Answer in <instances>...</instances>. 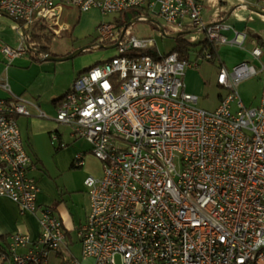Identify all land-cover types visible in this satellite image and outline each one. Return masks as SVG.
I'll list each match as a JSON object with an SVG mask.
<instances>
[{
  "label": "built area",
  "instance_id": "built-area-1",
  "mask_svg": "<svg viewBox=\"0 0 264 264\" xmlns=\"http://www.w3.org/2000/svg\"><path fill=\"white\" fill-rule=\"evenodd\" d=\"M68 7L104 15L141 9L146 15L139 20L156 15L177 32L205 33L215 47L241 48L246 39L230 25H205L196 0H0V16L22 32L16 49L2 47L3 56L11 61L28 53L25 33L60 36L66 29L59 19ZM255 7L264 13L263 3ZM104 28L100 36L106 41L114 25ZM155 45L152 38L131 35L118 40L116 54L80 73L56 107V123L70 126L101 164V176L84 181L89 212L76 231L82 260L264 264V65L220 67L216 84L226 95L209 111L198 107V97L183 83L197 61L165 55ZM260 53L258 47L251 51L256 59ZM202 57L212 59L208 50ZM258 74L259 103L246 107L237 88ZM28 116L20 97L0 98V197L21 213H39L38 238L11 237L8 249L0 250V263L48 264L68 236L52 207L37 204L39 187L29 174L35 166L17 124ZM56 142L51 135V145ZM73 164L81 167L83 155H75ZM28 245L27 253L16 252Z\"/></svg>",
  "mask_w": 264,
  "mask_h": 264
},
{
  "label": "crops",
  "instance_id": "crops-1",
  "mask_svg": "<svg viewBox=\"0 0 264 264\" xmlns=\"http://www.w3.org/2000/svg\"><path fill=\"white\" fill-rule=\"evenodd\" d=\"M196 1L202 4L201 18L205 25L224 23L236 31L246 34L241 48L229 44L217 46L220 48L218 49L219 56H221L220 67L230 70L243 62L255 64V67L264 65V13L256 9L255 0ZM15 32L20 44L22 32L18 27ZM226 36L231 39L233 34L229 32L226 33ZM14 42L16 41L13 36L9 35V32L0 29V98L9 99L16 96L26 102L30 116L19 117L17 124L23 147L35 166V169L31 170L29 174L37 181L39 187L36 201L40 208L52 207L70 236L71 232H76L86 222L89 200L86 196L88 209L85 215H77L75 211L78 206L76 205L80 202V198L74 197L72 194L76 193L78 189L69 188L65 184L57 182V178L74 166L73 160L77 154L83 155L81 169L84 174H90L97 178L102 174L99 161L89 153V144L82 138L74 136L71 127L67 129V125H59L55 121L56 107L59 101L70 91L74 81L82 72L76 68L75 63L72 64V70L67 71L59 65V62L43 61L44 57H40L38 62L34 60L35 52L8 61L2 54V47L4 45L12 46ZM257 47L260 48L261 53L256 59L251 55V51ZM233 49L242 52L237 59L230 60L227 56H223L225 52L232 53ZM70 52L61 54L52 52L51 54L54 55L53 57H62L69 55ZM197 68L198 66L187 69L183 77L185 91L196 96L203 87ZM253 78L258 79L257 94L247 105L241 99L246 107L256 106L261 96L262 74ZM3 85H6L7 89L3 88ZM222 90L224 94L218 96V105L221 98L226 95V90ZM40 112L45 117H40ZM51 135H56L58 148L51 147ZM60 145L63 147L59 148ZM49 160L54 162L56 169L51 171L48 166ZM70 194L71 197H69ZM38 218V212L36 214L21 213L17 205L10 199L0 197V239L9 241L15 235H26L34 242L39 236ZM29 247L28 245L27 248H18L16 252L25 254ZM4 263L5 261L0 264ZM8 263L10 264V262Z\"/></svg>",
  "mask_w": 264,
  "mask_h": 264
},
{
  "label": "rangeland",
  "instance_id": "rangeland-1",
  "mask_svg": "<svg viewBox=\"0 0 264 264\" xmlns=\"http://www.w3.org/2000/svg\"><path fill=\"white\" fill-rule=\"evenodd\" d=\"M136 18L137 16H135V14L130 10H127L125 14L104 15L98 10L79 12L77 9L72 7L64 8L59 19V24L65 26L66 30L60 36H52V41L49 46L50 52L61 54L63 52L71 51V54L84 47H89L74 58L59 62V65L65 68L67 71H71L72 64L75 63L76 68L81 72H84L94 65L110 59L116 54L115 48H105L107 46H104L100 43L102 41L100 30H105V26H116L120 22L129 25L127 33L131 36H134L138 39H154L156 43L155 48L160 53L167 54L171 51V49L174 47V39H172L170 35L177 33L173 26L166 24L156 15L149 16V20H151L150 22L145 20H136ZM16 26L17 25L12 20L5 16H0V29L9 32V35L13 36V39L16 41L14 42V45H8L13 49H16L19 46L15 35V29L17 28ZM155 26L158 28H155ZM159 27H162L165 30V34L161 32ZM111 33L115 36L117 34V30L113 29ZM206 38L207 37L205 33L196 30H191L185 35V39H187V41H189L192 45H196L193 46L192 50L197 53L201 51L203 46L200 45V42ZM114 39V37L109 38V40H113V45ZM97 46L103 47L98 48ZM218 49L220 48H213L214 55L212 61H208L202 57L203 53L207 50H204L200 56L194 52L189 54L190 61H197V69H199L201 82L203 84L201 92L197 95L198 107L209 111L216 108L219 102L218 96L220 94H224V91L217 87L216 83H214V81H216L217 72L221 66V56H219L220 54ZM241 53L242 52L240 50L233 49L232 53H230V51L228 53L225 52L223 53V56H227L228 59L232 60L237 59ZM248 64L253 66L255 65L250 63ZM257 87V78H250L240 83L238 87V93L245 105H247L253 99V97L256 96ZM68 128L70 129V126H67V129ZM51 147L58 148V143L56 142V145H51ZM99 165L101 169V164L99 163ZM48 166L51 168V171L52 169H56L52 160H49ZM88 177H92V175L84 174L81 167L73 166L70 170H68L67 173L62 174L57 178V182L59 181V183L65 184L69 188L78 189L76 193L72 194V196L80 198V202L78 205H76L78 208L75 207V213L79 216H84L86 210L88 209L86 198V196L88 197L87 188L84 185V181ZM52 181L54 182V180ZM69 197H71V194ZM56 254L53 253L50 255L48 258V264H59L62 259L67 260L71 264H92V260H82L81 244L76 236V232H71L70 236L67 237L65 244ZM4 264L9 263L5 262Z\"/></svg>",
  "mask_w": 264,
  "mask_h": 264
},
{
  "label": "trees",
  "instance_id": "trees-1",
  "mask_svg": "<svg viewBox=\"0 0 264 264\" xmlns=\"http://www.w3.org/2000/svg\"><path fill=\"white\" fill-rule=\"evenodd\" d=\"M255 1L257 3H263L264 4V0H255ZM129 10L132 11L135 14V16H137L136 20H139L140 17L146 15V13L141 9H135L134 8V9H129ZM125 13H126V11H124L122 14H125ZM150 21L151 20H149V22ZM128 28H129V25H126V23H123V22H120L116 26H114V29L117 30V34L115 36L113 34V37L115 38L114 39V45L117 43L118 40L120 42H124L125 40H127V38L130 36V34L127 33ZM155 28H158V27L155 26ZM159 28H161V27H159ZM124 29H126V30L123 32ZM162 31L165 34V30L162 29ZM188 31L189 30H184V31L180 32V33H184V35H180L174 39V47L167 54H171V53L176 52L181 59H189V56H190L189 54L191 52H195L194 50H192V48H193V46H196V45H192L189 41H187V39H185V35ZM24 36L28 42L27 52L28 53L35 52L36 58L34 60L39 62L40 57L52 55L50 52V48H49L51 41H52V35L35 36L34 33L31 32V33H25ZM100 43L103 44L104 46H107V47L113 46V40H106V41L102 40ZM200 45H203V46H202L201 51L198 53L201 54L204 50H208L212 56V59L208 60V61H212L213 55H214L213 48L215 46L213 47L212 44L208 43L207 39L201 41ZM99 47H101V46H99ZM147 53L155 57V51L154 50L148 51ZM52 56H54V55H52ZM0 240H1L0 250H7L9 241L4 240V239H0ZM58 257H59V254H58ZM59 264H71V263L68 262L67 260L62 259Z\"/></svg>",
  "mask_w": 264,
  "mask_h": 264
},
{
  "label": "water",
  "instance_id": "water-1",
  "mask_svg": "<svg viewBox=\"0 0 264 264\" xmlns=\"http://www.w3.org/2000/svg\"><path fill=\"white\" fill-rule=\"evenodd\" d=\"M126 29L123 30V32L125 31ZM161 32L164 34V32L161 30ZM180 35H184V33H175L173 35H170V37L172 39H175L176 37L180 36ZM103 46L99 47V48H102ZM115 45L111 46V47H105V48H114ZM89 47H84L78 51H75L74 53H71L67 56H62V57H53V56H50V55H47L45 56L42 60L43 61H53V62H62V61H67V60H70L72 58H74L75 56H77L78 54H80L81 52H84L86 49H88Z\"/></svg>",
  "mask_w": 264,
  "mask_h": 264
},
{
  "label": "flooded vegetation",
  "instance_id": "flooded-vegetation-1",
  "mask_svg": "<svg viewBox=\"0 0 264 264\" xmlns=\"http://www.w3.org/2000/svg\"><path fill=\"white\" fill-rule=\"evenodd\" d=\"M67 56V55H66Z\"/></svg>",
  "mask_w": 264,
  "mask_h": 264
}]
</instances>
